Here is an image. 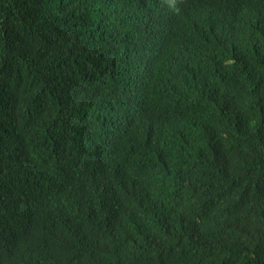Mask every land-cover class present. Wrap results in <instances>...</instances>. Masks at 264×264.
I'll use <instances>...</instances> for the list:
<instances>
[{
	"label": "trees",
	"instance_id": "obj_1",
	"mask_svg": "<svg viewBox=\"0 0 264 264\" xmlns=\"http://www.w3.org/2000/svg\"><path fill=\"white\" fill-rule=\"evenodd\" d=\"M0 264H264V0H0Z\"/></svg>",
	"mask_w": 264,
	"mask_h": 264
}]
</instances>
